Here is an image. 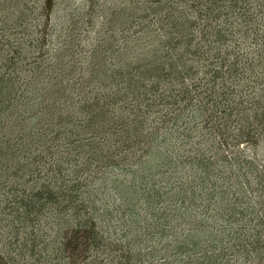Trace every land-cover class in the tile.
I'll list each match as a JSON object with an SVG mask.
<instances>
[{"label":"trees","instance_id":"trees-1","mask_svg":"<svg viewBox=\"0 0 264 264\" xmlns=\"http://www.w3.org/2000/svg\"><path fill=\"white\" fill-rule=\"evenodd\" d=\"M247 144L264 0H0V264H219L246 214L262 248Z\"/></svg>","mask_w":264,"mask_h":264},{"label":"rangeland","instance_id":"rangeland-1","mask_svg":"<svg viewBox=\"0 0 264 264\" xmlns=\"http://www.w3.org/2000/svg\"><path fill=\"white\" fill-rule=\"evenodd\" d=\"M107 1L112 3L114 0H107ZM88 33H89V35H92L94 33V31L92 30ZM243 146H244V144H243ZM247 155L256 159V163L259 164L260 168L261 167L264 168V145H261L260 148L258 150H256V152H255L253 150V148H251L250 145L247 144L245 154L241 158H243V159L247 158ZM235 163H236V161H234V163L232 164L231 169H233L235 167L234 166ZM251 176H253V175H251ZM255 182H257V180ZM252 183H253L252 189H255L256 187H255L254 179H253ZM259 186H263L262 181L259 182L258 187ZM250 191L251 190H249L248 195H249ZM254 194L257 195L258 192H254ZM251 198L253 199L252 196H251ZM260 199H261V196H260L259 200ZM256 211L261 212V213H259V215L264 214V209H260V210L256 209ZM247 219H250V223L248 224L247 229L245 227L244 230H241L238 233L240 239L236 240L237 245H232L231 243L229 244V243H225V242L221 243L224 251L221 252L219 255L220 257H218L219 264H264V245L262 248H260L258 246H254V244H252V240L255 237L254 234H256L255 229L252 228V223H255L253 221V219H254L253 216L251 214H246L244 218L239 219V220H242L240 222V224L238 223L239 221L238 222L236 221L237 223L235 224V226H237V227L246 226L248 223ZM256 219L262 220L260 218V216H257ZM262 222H264V221H262ZM245 235H248V237H245ZM232 237H234V239H235L237 236H235V234H234ZM245 238H248V239L250 238V239L246 243H243V245L241 246V242ZM230 245H231V247L229 248ZM211 252H213L214 254H218L220 252V248L219 249L208 248V251L206 254L208 255Z\"/></svg>","mask_w":264,"mask_h":264}]
</instances>
